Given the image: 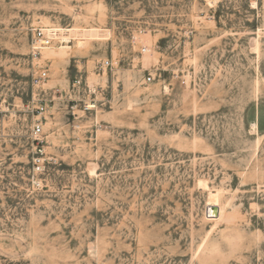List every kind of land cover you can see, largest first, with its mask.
I'll use <instances>...</instances> for the list:
<instances>
[{
    "label": "rangeland",
    "instance_id": "rangeland-1",
    "mask_svg": "<svg viewBox=\"0 0 264 264\" xmlns=\"http://www.w3.org/2000/svg\"><path fill=\"white\" fill-rule=\"evenodd\" d=\"M0 264H264V0H0Z\"/></svg>",
    "mask_w": 264,
    "mask_h": 264
},
{
    "label": "built area",
    "instance_id": "built-area-1",
    "mask_svg": "<svg viewBox=\"0 0 264 264\" xmlns=\"http://www.w3.org/2000/svg\"><path fill=\"white\" fill-rule=\"evenodd\" d=\"M33 36L35 39V45L33 47V55L35 57H38L40 54V49H48L52 47L54 44L62 45V39L60 38L59 31L55 28H39L34 29ZM147 52V50H144V53ZM100 69L105 70L109 67H112V63L109 60H106L104 62H100L98 64ZM48 70H43L36 75H33L32 77V86L33 87H39L42 83H44L49 78ZM152 77L149 76L147 78L148 82L152 81ZM88 86V85H87ZM82 88V79H76L72 84V91L76 92L79 91ZM89 88V87H88ZM47 106L46 105H40L37 109L38 114L42 115L46 112ZM93 110L92 105L89 102H84L83 105V111L84 112H91ZM35 135L39 136L43 133L42 124L39 123L34 128ZM41 152V151H40ZM38 162H41L40 159H37Z\"/></svg>",
    "mask_w": 264,
    "mask_h": 264
},
{
    "label": "bare ground",
    "instance_id": "bare-ground-1",
    "mask_svg": "<svg viewBox=\"0 0 264 264\" xmlns=\"http://www.w3.org/2000/svg\"><path fill=\"white\" fill-rule=\"evenodd\" d=\"M211 3V2H210ZM213 3V2H212ZM66 43H70L69 40H63ZM67 49H70L69 46H63L60 48L61 51H65ZM218 195L216 193H211L210 194V198L209 199V203H208V209H207V216L209 214V220H218L221 216V209L219 208L217 201H218Z\"/></svg>",
    "mask_w": 264,
    "mask_h": 264
},
{
    "label": "water",
    "instance_id": "water-1",
    "mask_svg": "<svg viewBox=\"0 0 264 264\" xmlns=\"http://www.w3.org/2000/svg\"><path fill=\"white\" fill-rule=\"evenodd\" d=\"M208 216H209V214H208Z\"/></svg>",
    "mask_w": 264,
    "mask_h": 264
}]
</instances>
